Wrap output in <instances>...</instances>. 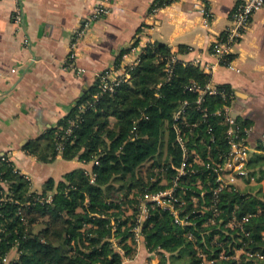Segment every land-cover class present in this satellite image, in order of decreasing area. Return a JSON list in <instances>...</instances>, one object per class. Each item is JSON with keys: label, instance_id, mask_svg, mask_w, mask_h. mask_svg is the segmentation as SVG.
<instances>
[{"label": "trees", "instance_id": "1", "mask_svg": "<svg viewBox=\"0 0 264 264\" xmlns=\"http://www.w3.org/2000/svg\"><path fill=\"white\" fill-rule=\"evenodd\" d=\"M172 1L155 0L154 7H164ZM170 56V49L165 45H147L139 62L130 71V79L117 85L114 93H105L93 100L92 96L98 92L97 81L58 126L24 147L27 153L37 155L40 162H53L58 154L57 135L63 133L69 120L80 114L78 105L92 103L79 115V126L74 129L71 142L64 143L61 152L67 162L77 159L79 164L74 168L59 177L46 178L38 188L31 187L24 174L14 171L10 161L0 160L1 259L16 248L18 260L9 264H122V255L109 241H103L108 237H120L123 242L132 235L123 231L127 219L117 218L119 206L109 200L114 192L112 184L118 183L116 191L126 189L124 196L133 189L143 192L149 183L139 172L148 164V174L157 179L149 185V190L157 193L169 187L177 176L174 168L183 162L177 127L186 140L187 164L191 165L178 180L175 197L179 201L174 207L182 209L184 204L181 201L184 200L187 212H190L189 219L196 224L182 226L175 221L170 210L153 205L141 226L145 249L137 261L138 264L150 260L157 264H173L187 250L185 256H189V261L183 260V263L202 264L193 247L194 242L209 260L218 258L219 242L226 247L230 238L223 239L224 234L218 230L209 234L195 231L207 220L205 215L192 210L191 198L197 197L199 203L202 200L210 203L213 199L214 165L229 150L230 124L225 107L235 104V94L229 85L215 84L216 89L226 93L227 97H222L221 93L205 94L198 104L199 95L190 87L204 88L212 83L210 75L199 66L176 63L168 76L165 62ZM232 60L233 56L228 54L219 65L227 67ZM116 63L118 66L120 60ZM184 102L187 104L183 107ZM181 109L180 118L175 121L174 116ZM251 122L250 119L235 120L239 137H244V129L250 127ZM163 149L166 153L164 160ZM199 156L200 159L195 160ZM95 160L97 164L93 163ZM247 166L250 177L257 172L263 177L264 155L249 156ZM90 173L94 174V182H91ZM162 178L169 181L168 185H159ZM260 191L258 189L253 194L239 191L237 187L223 189L216 205L220 217L228 216L226 221L236 214L238 218L249 215L243 226L234 232L236 239L241 238L236 245H246V249L264 254V199L258 197ZM36 193L43 196L52 193V201L35 202L33 196ZM115 208L119 211H112ZM182 214H185L183 210ZM210 216L211 211L207 219ZM216 234H219L218 239ZM192 235L196 239L194 242ZM125 248L127 255L131 247Z\"/></svg>", "mask_w": 264, "mask_h": 264}, {"label": "crops", "instance_id": "2", "mask_svg": "<svg viewBox=\"0 0 264 264\" xmlns=\"http://www.w3.org/2000/svg\"><path fill=\"white\" fill-rule=\"evenodd\" d=\"M100 2L21 0L25 26L17 30L12 21L15 0H0V160L8 159L30 178L31 187L38 188L46 178L59 177L79 164L63 160L61 153L44 164L24 147L58 126L99 75L107 72L114 78L124 51L131 53V59L139 57V49L131 51L137 41L167 46L184 65L213 66L203 70L212 84H227L234 91L231 117L252 121L243 137L250 156L264 155V8L251 16L231 50L229 68L215 64L212 52L230 25L237 0H173L156 10L155 0H111L110 13L94 22L78 44L75 65L84 72L76 74L64 68L69 43ZM252 181L264 190V176L257 172ZM144 249L142 244L136 256L122 264H138ZM4 257L9 264L19 254L12 248Z\"/></svg>", "mask_w": 264, "mask_h": 264}, {"label": "built area", "instance_id": "3", "mask_svg": "<svg viewBox=\"0 0 264 264\" xmlns=\"http://www.w3.org/2000/svg\"><path fill=\"white\" fill-rule=\"evenodd\" d=\"M237 1L238 2L236 4L235 10L231 14L230 25L228 29L215 43V48L212 52V56L216 60L215 64H220V62L224 59V57L231 53V50L233 49V47L239 42V40L243 36V33L247 30L251 16L259 9L264 8V0H237ZM110 2L111 0H101V2L94 9L92 14L77 26V29L73 35V38L71 39V42L69 43V48H68L69 56L64 66L65 69L73 70L76 74H81L84 72V70L78 68L75 65V58H76L77 51H78V44L84 39L87 32L91 28V25L94 22L99 21L100 19H102L103 17H105L106 15L110 13V8H109ZM156 8L157 7H155L154 10H156ZM12 21L15 24L17 30H24L25 18H24V9H23L21 0H15V9L12 14ZM24 42L28 44L29 40L27 37H25ZM137 44H138L137 46H134L133 48H131V51H135L136 49H139L140 51L139 57L131 59L130 57L131 53L125 52L124 54H122L120 63L115 68L116 74L114 78H110L107 72L98 76V80H97L99 82L98 92L92 96L93 100H96L100 95H103L105 93H108V94L114 93L117 85H119L121 82H124L130 79V71L139 62L140 55L142 54L145 47L149 45L150 43H144L143 41L142 42L137 41ZM231 62H229V64L227 65L229 68H232ZM176 63L183 64V62L179 60L176 55L171 54V56L168 57L165 62V71L168 76H171L172 71H173V66ZM195 65L200 67V65H198V62ZM212 67L213 66H211L210 64L205 63L203 67L204 69H202V71L203 70L209 71V69L211 70ZM190 90L198 93L199 95V98L197 101L198 104L200 103L202 96L205 94L214 95L216 93H221L222 97L224 98L227 97L226 93L218 91V89H216V87L212 83L206 84L204 88H200L199 86L192 85L190 87ZM230 98L233 99V96L230 95ZM186 104L187 103L184 102L183 107ZM91 106H92V103H84V104L78 105L77 107L79 110L78 112H80L81 114L84 111H86L87 108ZM229 108L230 107H225L226 119L228 123L230 124V128L228 130V134L230 136L228 140L229 150L226 154L222 155V157L220 158V162H217L214 165L215 171H217L218 178L216 179L215 187L212 189L213 199L210 204V211L212 213V216L220 215V211L216 205L218 201V194L219 192H221L223 189H226L227 187L226 184H223L221 176L219 175L220 173L218 174V171L223 173L225 170L233 169L234 171L236 170L235 171L236 174L244 175L246 173L245 170H246L247 163L249 160V155H250L249 145L246 142L245 138L239 137L237 134V128L235 125V121L230 115ZM182 111L183 109L179 110L175 114L174 116L175 121H177L180 118ZM80 114L78 113L75 119L69 120L68 126L66 129L63 130V133L60 135H57V137L59 138L56 144L58 153H61L63 151L64 143L66 141H70L74 129H76L79 126V123H80L79 115ZM176 130L178 133L177 142L180 144V147L182 148V152H183V162L180 167L174 168L177 171V176L172 180L171 187H173V190L172 192H169V193L159 192L157 194H154V197L147 202V203H151V205H159L163 207L164 209H168L170 211L171 209L168 206L164 205L163 201L167 200L168 202H171L173 205L174 203L179 201L177 200L178 198L175 197V190L178 187L179 178L183 174H185V166L187 165V161H188V158H187L188 151H186L184 147L183 137L180 134V130L178 129V127L176 128ZM262 143L264 146V135H262ZM2 160L9 161L6 158H2ZM93 163L97 164L98 162L95 160ZM14 171L19 172L16 169H14ZM25 177L30 182V178L27 177L26 175ZM90 177H91V182H94V174L90 173ZM33 200L35 202H40V203H50L52 201V193H48L45 196L40 195L39 193H36L33 196ZM173 210H175L174 206L172 207V211ZM172 214L175 217V221L179 223L178 221L179 219L176 215V212L175 213L172 212ZM183 218L189 219V216L188 217L185 216ZM232 218L234 219V216ZM248 218H249V215L242 216L239 219V223H245L248 220ZM209 219L210 217L208 218V220ZM141 226L142 224H139V222L137 221V224L135 222L134 229L136 228L138 229V230H135V233L138 234L137 237L138 236L141 237L142 244H145L142 234H141ZM197 254L200 255L199 258L201 259L202 263H204L206 260H208L210 263L213 262V259L209 260L207 254H205L202 250L200 252L197 250ZM218 258H220V254L218 255ZM5 262H6V257L2 259L0 258V264H5ZM233 264H240V263H238L237 261H233Z\"/></svg>", "mask_w": 264, "mask_h": 264}, {"label": "rangeland", "instance_id": "4", "mask_svg": "<svg viewBox=\"0 0 264 264\" xmlns=\"http://www.w3.org/2000/svg\"><path fill=\"white\" fill-rule=\"evenodd\" d=\"M186 140H184V147L187 151V146H186ZM179 144V143H178ZM180 145V144H179ZM194 154V151H193ZM250 156V155H249ZM166 157V153L165 150L163 149V153H162V160H164ZM189 157V155L187 156V158ZM56 159V158H55ZM198 159H200V156L198 158H196L195 160L198 161ZM77 161V159H74ZM191 164H187L185 166V170L186 167L190 166ZM147 167L148 164L144 165L141 169H140V176H142V178L144 179V181L146 183H149L147 187L143 188V192L139 191V189H133L130 191V193L127 196H124L126 189L121 190V191H116L115 187L118 186V183H113L112 185L114 186V192H112L113 197H111L109 200L113 201L115 204H117L119 206V210L118 209H114L112 211H119L117 218L119 219H127L126 223L123 225L122 229L123 231L126 230L129 232H131V236H128L126 238L125 241H121L122 238L118 237H108V238H104L103 241H109L112 248L118 252L120 255H122L123 257V261H130V259H133L136 254L137 251L139 250V248L142 246V240L141 237L138 236L137 237V233H135V230H138L137 228L134 229V227L132 226V223L134 224V222L137 221L139 222V224L144 223L145 219L148 217L149 214V208L152 207L153 205H151V203H147L150 199H152L154 197V194H157L159 192H172L173 187H171L172 184H170L169 187H167L166 189L160 190L157 193L150 191L149 185H152V183H154L155 181H157L156 177H154L152 174H148L147 172ZM250 168L247 166L246 170H245V174L244 175H239L236 174V170L234 171L232 170H225L223 173L218 171V174L221 176L222 182L223 184H226L227 187L226 189L231 190V188H235L237 187L239 189V191L242 192H250L255 194L257 192V190L259 189V185L258 181H255L254 183H252L253 181V176H249V170ZM215 171V168H214ZM177 172V171H176ZM186 172V171H185ZM216 172V179L218 178L217 176V171ZM184 175V174H183ZM219 176V177H220ZM216 179H215V183H216ZM251 181V182H250ZM159 185H168L169 181H167L166 178H162L159 182ZM261 183V182H259ZM258 184V185H257ZM233 186V187H232ZM255 188V189H254ZM261 194L258 195V197L264 199V190L262 189ZM202 193H205V191H202ZM202 197V196H201ZM178 200V199H177ZM199 199L197 197H193L191 198L192 201V210L194 209L195 212H200L207 221H205L200 227L201 228H196L195 231H197L198 233H202V234H209L212 231H220L222 232V234H224L223 239L228 236L230 238V241L227 243L226 247L223 245V242H219V247L220 251V258H217L216 260H213V262H209L208 260H206L204 263L205 264H233V261H237L240 264H257L260 262L264 263V254H262L259 250H255L253 251L252 249H246V245L245 246H240L238 247L237 243H240L241 238L236 239L235 235L236 233L235 230L237 228H240L243 226V223H239V219L238 215H234V219L232 218L233 216H231V220L230 218L226 221V217H220L213 215L210 216V219H207L208 216V212L210 211V203H208V201L202 200L201 203H199L198 201ZM182 204H184V206L182 207V209H178L175 207V210L172 211V207L174 206L171 202H168L167 200L163 201V204L168 206L171 209V212L175 213L178 217V221L180 223V225L183 226H192L195 225L196 222H192L190 221V219H186L183 217H188L190 215V212H187V208L185 206V202L184 200L181 201ZM167 203V204H166ZM149 204V205H148ZM185 208V209H184ZM182 210L185 214H182ZM183 218V219H182ZM40 226H36V228H38ZM133 227V228H132ZM202 229V230H201ZM122 231V230H121ZM188 237H191L189 234H187ZM215 238L218 239L219 238V234L215 235ZM192 241L194 242L196 239L195 237H193L192 235ZM88 242H85V245H87ZM237 244V245H236ZM125 246H129L131 247V249L129 250V254L126 255V251L127 249L125 248ZM196 251L198 250L199 252L201 251V248L198 246V244H195L194 242V246H193ZM214 251V249H212ZM183 253V257L179 258V259H175L173 264H187L186 262L189 261V256H185L186 251ZM230 251H233L232 254H228L230 253ZM177 255V254H176ZM198 257H200V255L197 254ZM206 256V255H205ZM231 256V257H230ZM205 259V258H204ZM183 260L186 261L183 263ZM122 261V263H123ZM144 264H157L156 261H147Z\"/></svg>", "mask_w": 264, "mask_h": 264}]
</instances>
